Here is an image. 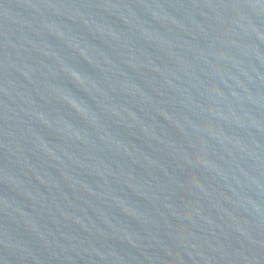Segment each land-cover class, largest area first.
<instances>
[{
	"label": "water",
	"instance_id": "1",
	"mask_svg": "<svg viewBox=\"0 0 264 264\" xmlns=\"http://www.w3.org/2000/svg\"><path fill=\"white\" fill-rule=\"evenodd\" d=\"M0 264H264V0H0Z\"/></svg>",
	"mask_w": 264,
	"mask_h": 264
}]
</instances>
